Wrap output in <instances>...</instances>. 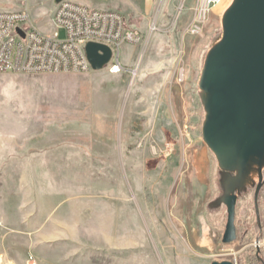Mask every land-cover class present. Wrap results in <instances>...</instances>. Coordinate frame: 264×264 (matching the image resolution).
Segmentation results:
<instances>
[{
	"label": "rangeland",
	"instance_id": "374dc122",
	"mask_svg": "<svg viewBox=\"0 0 264 264\" xmlns=\"http://www.w3.org/2000/svg\"><path fill=\"white\" fill-rule=\"evenodd\" d=\"M230 1L195 35L183 32L194 0H154L147 23L122 13L143 41L120 47L119 74L0 73V264H264V207L261 230L249 228L255 187L233 242L210 213L219 168L196 83ZM55 6L28 1L36 23Z\"/></svg>",
	"mask_w": 264,
	"mask_h": 264
},
{
	"label": "water",
	"instance_id": "95a60500",
	"mask_svg": "<svg viewBox=\"0 0 264 264\" xmlns=\"http://www.w3.org/2000/svg\"><path fill=\"white\" fill-rule=\"evenodd\" d=\"M56 3L61 0H54ZM221 29L201 56L197 93L203 110L201 136L220 170L227 206L222 242L236 239V194L264 185V0H231ZM93 70L111 57L109 47L85 46ZM260 236L256 237L257 249ZM210 264H233L212 261Z\"/></svg>",
	"mask_w": 264,
	"mask_h": 264
},
{
	"label": "built area",
	"instance_id": "2783aa9c",
	"mask_svg": "<svg viewBox=\"0 0 264 264\" xmlns=\"http://www.w3.org/2000/svg\"><path fill=\"white\" fill-rule=\"evenodd\" d=\"M5 1L18 6L0 8V73L93 71L85 46L94 42L110 48V60L103 68L111 74H119L126 70L120 59V47L124 44L138 45L143 41L142 34L131 28L125 16L114 9L93 8L61 0L55 2L48 19L36 23L31 17L29 0ZM218 1L194 0L192 16L183 29L184 34L202 32L211 8ZM183 9L184 4L181 3L178 13ZM40 25H48L50 29L43 31ZM156 28L154 24L150 25L151 30ZM184 77V70L180 68L177 81L182 82Z\"/></svg>",
	"mask_w": 264,
	"mask_h": 264
},
{
	"label": "flooded vegetation",
	"instance_id": "af4514ba",
	"mask_svg": "<svg viewBox=\"0 0 264 264\" xmlns=\"http://www.w3.org/2000/svg\"><path fill=\"white\" fill-rule=\"evenodd\" d=\"M220 170L217 169L216 175H217V186H216V190H215V194L212 197V205H217L215 207L212 206V208H210V213L220 216V221H222L223 224V231H222V235H221V241L223 238V234L225 231V225L227 223V206L224 203H220V204H216V201H218V199L224 194L223 188L221 186V184L219 183L221 180V174L219 173ZM236 196V203H235V218H234V222H235V227H236V209L239 205H245L248 204L250 202L249 200V193L248 190H245L243 192L237 193L235 192ZM264 207V185L260 188V190L257 192V194H255L254 191V196H253V201H252V209L249 208V212H251V216L250 219H254V225L253 226H249V228L252 229V227L254 228H258L259 231L261 230V224H260V218H261V211ZM258 229L256 230V233L258 232ZM236 237H237V231H236Z\"/></svg>",
	"mask_w": 264,
	"mask_h": 264
},
{
	"label": "crops",
	"instance_id": "0c3cea01",
	"mask_svg": "<svg viewBox=\"0 0 264 264\" xmlns=\"http://www.w3.org/2000/svg\"><path fill=\"white\" fill-rule=\"evenodd\" d=\"M93 8L114 9L129 19L147 23L153 13L154 0H71Z\"/></svg>",
	"mask_w": 264,
	"mask_h": 264
},
{
	"label": "bare ground",
	"instance_id": "6f19581e",
	"mask_svg": "<svg viewBox=\"0 0 264 264\" xmlns=\"http://www.w3.org/2000/svg\"><path fill=\"white\" fill-rule=\"evenodd\" d=\"M219 1H220V0H219ZM219 1H218L216 4H218V3H219ZM216 4H215V5H216ZM215 5H214V6H215ZM214 6H213V7H214ZM211 9H212V8H211Z\"/></svg>",
	"mask_w": 264,
	"mask_h": 264
}]
</instances>
